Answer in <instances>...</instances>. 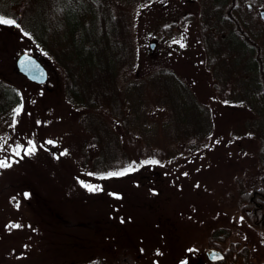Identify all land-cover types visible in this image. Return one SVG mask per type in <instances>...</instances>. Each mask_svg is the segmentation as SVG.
I'll return each mask as SVG.
<instances>
[{
    "label": "rangeland",
    "instance_id": "obj_1",
    "mask_svg": "<svg viewBox=\"0 0 264 264\" xmlns=\"http://www.w3.org/2000/svg\"><path fill=\"white\" fill-rule=\"evenodd\" d=\"M259 2L258 9L249 10V17L264 9V0ZM186 3L156 0L145 5L130 0L127 7L133 20L137 15L133 30L139 57L167 54L175 71L192 83L202 108L201 112L194 109V153L102 181L85 171V178L93 179L99 191H89L88 184L80 183L82 169L72 143L89 127H101L100 122L84 119L86 112L70 101L53 62L43 60L49 72L45 83L29 84L14 65L27 44L15 37L14 27L8 33L0 30L1 82L25 94L15 125V114L0 116V160L11 165L0 168V264H210L206 257L213 248L210 239L223 253L233 248V264H264V232L250 226L238 207L242 192L260 177L264 103L252 101L255 106L248 107L241 101L256 84L244 74L226 87L234 95L231 101L218 100L211 89V85L221 86L217 67L214 73L198 62L199 45L177 31L172 40L162 36L163 26L190 10ZM196 6L194 0V10ZM246 6L251 9L250 3ZM257 40L264 53V37ZM140 85L145 87L143 82ZM153 109L147 102L137 109L133 106L127 127L139 133L138 145L150 140L154 149L176 154L183 144L166 137L175 118L164 108ZM139 121L152 129L137 128ZM28 140L34 142L35 152L24 155ZM92 153L102 154L95 148ZM116 158V164L130 159L123 154ZM26 186L38 192L40 201L50 197L55 202L50 217L37 197L30 202L24 196L31 191ZM94 220L104 224L106 233L93 229Z\"/></svg>",
    "mask_w": 264,
    "mask_h": 264
},
{
    "label": "trees",
    "instance_id": "obj_2",
    "mask_svg": "<svg viewBox=\"0 0 264 264\" xmlns=\"http://www.w3.org/2000/svg\"><path fill=\"white\" fill-rule=\"evenodd\" d=\"M129 1L7 0V4L4 0L0 3V14H6V18L15 19L21 25L19 29L4 25L0 30L8 33L14 27L15 37L27 44L23 50L33 53L42 62L44 59L53 62L59 69L70 101L75 103L77 110L80 108L86 112L84 119L88 117L100 122L101 127H89L85 130L87 134L79 133L78 140L72 143L77 154L76 162L82 169L78 179L83 185L95 186L93 179L83 175L86 172L102 181L100 177L110 171L132 166L135 170L128 173L133 174L151 165L144 164V161L155 159L158 164H163L172 156L194 153V109L201 112V103L195 100L191 81L175 71L167 54L139 57L133 30L137 15L133 20L127 7ZM136 1L147 5L156 0ZM185 1L190 10L163 26L162 36L169 41L175 38L177 31L185 33L199 45L196 49L198 62L211 71L217 67L222 87L211 85V89L218 100L229 103L234 95L226 92V87L239 74H244L255 79L256 84L244 93L241 101H245L248 107L255 106L253 102L264 103V53L257 40L264 37V19L259 12L248 16L249 10L259 8V0H195L199 4L196 10L194 0ZM247 3L251 9L247 8ZM24 31H27V36L23 35ZM238 66L239 73L234 70ZM1 80L0 76V116L12 117L14 109L23 104L25 94L23 96L17 88ZM142 82L145 87H141ZM28 83L42 85L29 80ZM251 91L253 94L249 93ZM146 102L154 109L164 108L169 117L175 118L176 123L166 137L168 141L183 144L179 152L174 151L176 154H166L161 148L154 149L156 147H152L150 140L138 145L139 133L135 127H127L132 107L137 109ZM240 102L236 101L237 104ZM140 122H137V128L152 129V125ZM185 124L188 128L181 126ZM210 134L211 131L201 138ZM259 140L263 156L259 166L260 177L242 192L238 207L250 226L264 232V135ZM198 145L196 140V147ZM94 148L102 154L95 157L92 153ZM122 154L130 159L116 164L114 159ZM26 187L31 190L30 186ZM26 194L30 202L34 197L39 200L38 192L34 190ZM38 203L50 217L49 211L55 202L45 197ZM92 224L96 232L106 233L104 224L97 221ZM208 243L220 249L213 240ZM232 251L230 247L225 251L224 260L210 264H226L228 261L233 264L235 256L231 255ZM240 252L238 250V255Z\"/></svg>",
    "mask_w": 264,
    "mask_h": 264
},
{
    "label": "water",
    "instance_id": "obj_3",
    "mask_svg": "<svg viewBox=\"0 0 264 264\" xmlns=\"http://www.w3.org/2000/svg\"><path fill=\"white\" fill-rule=\"evenodd\" d=\"M259 13L264 19V9H260ZM154 45L155 43L151 42L150 48H153ZM14 65L17 72L29 81L42 84L49 78L47 67L33 53L27 51L19 52L14 59ZM206 257L210 262H218L225 258V254L220 250L210 249L207 251Z\"/></svg>",
    "mask_w": 264,
    "mask_h": 264
},
{
    "label": "snow or ice",
    "instance_id": "obj_4",
    "mask_svg": "<svg viewBox=\"0 0 264 264\" xmlns=\"http://www.w3.org/2000/svg\"><path fill=\"white\" fill-rule=\"evenodd\" d=\"M4 25L15 26L18 29L21 28V25L19 23H17V21L15 19L6 18V14H0V26H4ZM23 35L27 36L28 35L27 31H24ZM175 42H177V41H174V43ZM183 46L184 45L181 44V47H183ZM21 110H22V104H21V107H18L16 109H14L15 115L13 116V119H12V124L13 125H15L16 116L20 113ZM27 143H28L29 147L25 151L24 155H31V154H33L35 152L36 146H35V144H34V142L32 140H28ZM46 143L52 144L53 141H47ZM20 147H21V145H19V144L16 145L17 149H19ZM14 154L16 156H20V152L19 151H16ZM63 154H65V153H61V155H63ZM143 163L144 164H157V163H159V161H157L155 159H150V160L144 161ZM10 166L11 165L6 163L4 160H0V168H7V167H10ZM134 170L135 169L132 166H128V167H125V168H123L122 170H119V171L107 172L105 175H102L100 178L101 179H105V178L113 177V176H123V175L127 174L128 172L134 171ZM89 175H92V173H89ZM184 175H187V173H185ZM87 187H88L89 191H99L100 190L99 187H93L91 185H88ZM25 196H27V194H25ZM12 227H17L18 228V227H20V225H12ZM157 254H159V253H157Z\"/></svg>",
    "mask_w": 264,
    "mask_h": 264
}]
</instances>
